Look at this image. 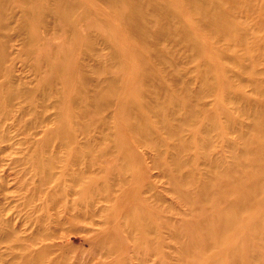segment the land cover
Segmentation results:
<instances>
[{"label": "rangeland", "instance_id": "1", "mask_svg": "<svg viewBox=\"0 0 264 264\" xmlns=\"http://www.w3.org/2000/svg\"><path fill=\"white\" fill-rule=\"evenodd\" d=\"M88 1L98 10L84 11L83 0H0V264L23 263L24 250L11 252L6 244L33 232L17 224L42 214L32 208L49 181L50 157L54 175L61 161L75 170L69 151L94 167L82 182L91 189L84 194L92 195L90 206L98 189L115 200L131 189L133 195L120 206L100 205L116 225L91 233L115 229L114 238L102 243L94 233L86 240L79 229L67 230L66 261L264 264V96L248 78L243 84L235 78L234 88L251 100L233 105L232 93L224 94L223 111L214 96L198 100L180 91L187 85L198 95L202 84L217 82L222 65L238 72L235 48L225 56L227 38L213 21L199 39L210 41L217 56L198 55L194 36L178 31L168 0ZM204 7L228 16L223 4ZM185 12L200 29V15ZM117 143L133 149L117 159L110 153ZM58 197L56 189L52 199ZM125 228L134 230L122 236Z\"/></svg>", "mask_w": 264, "mask_h": 264}, {"label": "bare ground", "instance_id": "2", "mask_svg": "<svg viewBox=\"0 0 264 264\" xmlns=\"http://www.w3.org/2000/svg\"><path fill=\"white\" fill-rule=\"evenodd\" d=\"M214 3L225 5V7L222 9L228 10V16L222 14L221 12L212 13L211 9H205L204 4L213 5ZM168 5L171 8L168 7L167 9L174 11V17L176 18L175 21H178L179 23L178 31L182 34V36H194V39L192 40V50H194V52L200 55V51L202 50L204 54L208 52L210 56H217V50L210 41L208 42L205 39L204 41H201L199 39V36L202 34L201 28L204 25L214 24V21L217 24V29L215 31L219 33L218 36L227 38L225 56L227 57L232 55L233 48H235L234 55L232 56L238 62L237 68L239 74L237 70H234L233 68L230 69L229 67L227 68L222 65L220 66V70L224 71L223 74L225 73L228 77H224L222 74L215 83L205 82V84L201 85L200 91L197 92L198 95L190 91L187 85L180 87L181 92L183 89L185 90L186 94L193 95L196 97L195 99L198 100H200V97H204L206 95L208 97L214 96L212 100L215 102L216 106L223 111H228V109L224 106L222 99H220L221 97H225L224 94L232 93V97L229 96L228 101L233 105L237 104L238 101L247 102L251 100L249 94L244 89H235L233 86V84L235 85V78L240 81L239 83L236 82L238 84H243L248 78V80L251 82L250 84L253 86L255 85L253 92L258 96H264V68H262L264 67V0H221L218 2L217 0H185L183 4L182 1L180 2L179 0H168ZM188 5L190 6L188 7ZM80 7L84 11L90 9L98 10L97 8H94L91 2L88 0H83ZM187 9H191L192 11L194 9L195 14L198 13L200 15V19L199 17L197 19L200 23V29L198 26L192 23V18H190L185 12ZM91 22L95 28L99 29L100 26L98 24L92 20ZM91 22L88 21L87 25ZM118 27L119 26L115 24L113 28L117 33H120ZM98 33L100 34V31ZM183 45L184 47L190 46V44L188 42L186 43L185 41L183 42ZM229 52H231V54H229ZM13 68L14 66H11L10 69L12 70ZM174 80L176 81L179 79L177 76H174ZM183 84L185 83H182V85ZM165 86L166 84H161L162 89ZM261 103L264 105V101H261ZM203 106L205 108L207 104L204 103ZM262 108H264V106H262ZM226 115H228V113ZM261 124H264V120L261 121ZM68 139L70 141H75L76 143L78 142V138L74 135L68 137ZM120 144L121 143H117V150L110 151L111 154H115L117 159L124 158L125 155H127L124 153V148L129 151H132L133 149V144L127 145L125 147H122L123 145L121 144V146ZM128 156H130V152L128 153ZM69 157L75 163L79 164L75 166V170L72 171L69 169L68 164H65L63 161H61L62 163L59 164L62 167V171L60 172L59 176L54 175L52 170L54 169L52 165L53 159L51 157L49 158L47 165L49 166L48 169H51L52 171L51 175L49 176V181H44L46 183L39 186L40 190L38 192L40 194L41 203L39 206L36 205L32 208L33 212L40 209L42 214L35 221V223L33 219H29L27 220L26 225L21 221L19 225L17 224V227L20 229H25V231L32 227L31 230L35 233L31 232L29 236H19L18 241L14 244H6V249L10 250L11 252H15L17 248L24 250V258L21 257L23 259L22 264H82L79 262L80 260L75 262L69 260L66 261V259H68V250L72 248L67 240V238H69V232L67 230H71L72 227L79 229L82 233H85L86 240L88 239V236H92L93 233L94 234L92 237L102 240V243L104 242L105 238L108 240L109 238H114L115 229L107 233L106 228H99L98 231L91 233L92 229L98 228L100 224L111 225L110 229L115 227L116 222L106 215V208L100 207L103 202L111 203L113 200H115V198L113 199L112 192L104 194L99 189L95 192H92L95 194L93 197L95 196L96 198L94 200V206H90L88 202L91 201L92 195L85 196L84 194L88 193L87 191H91V189L90 187H85L82 182L86 179L88 171L91 170L89 173L93 172L94 167H92L93 165L89 163V161H84L85 156H82L80 159H78L75 157V154L69 151ZM136 157H138L137 154ZM37 168L38 170L36 171L41 169L39 165H37ZM67 178L74 182L73 186L69 187L68 183L63 185V179ZM36 182L37 181H35V183ZM238 182L242 183L243 181L240 179ZM122 187L123 185L121 184L119 191H122L126 194V187ZM56 189H58V191L60 190L63 200L60 197H58L57 200L52 199V194L56 193ZM132 192L133 191L131 189L127 197L132 196ZM70 195H77L78 198L75 197L74 200H70ZM79 198H82V202ZM126 198H124V194H122L120 198L118 196L115 202H118L119 204H115L120 206V203L122 204ZM54 202H56L58 205L54 204ZM91 205H93L92 202ZM130 209L131 208H127L125 211L129 212ZM112 211L114 212L115 210L112 209L111 212ZM142 213V210L138 212V214ZM129 214L130 213H128V215ZM142 219H146L144 215H140L139 220ZM162 223L165 222H161V224ZM67 225L72 226H70V229H68ZM117 228L119 232L120 228ZM130 229L134 230V228ZM130 229H122V236H124L125 233L131 234L132 232ZM118 246L121 247V243L118 242ZM161 254L163 255V253Z\"/></svg>", "mask_w": 264, "mask_h": 264}]
</instances>
